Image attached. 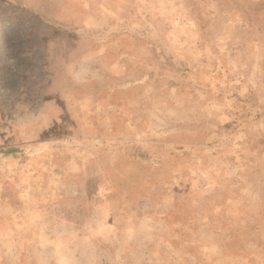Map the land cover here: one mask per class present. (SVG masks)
I'll use <instances>...</instances> for the list:
<instances>
[{"label": "rangeland", "instance_id": "obj_1", "mask_svg": "<svg viewBox=\"0 0 264 264\" xmlns=\"http://www.w3.org/2000/svg\"><path fill=\"white\" fill-rule=\"evenodd\" d=\"M0 264H264V0H0Z\"/></svg>", "mask_w": 264, "mask_h": 264}, {"label": "trees", "instance_id": "obj_2", "mask_svg": "<svg viewBox=\"0 0 264 264\" xmlns=\"http://www.w3.org/2000/svg\"><path fill=\"white\" fill-rule=\"evenodd\" d=\"M12 28V27H11ZM18 30V27H15V28H13V32L15 31H17ZM14 32V33H15ZM21 34H22V37L25 39V38H27V39H30V40H32V43H31V45L29 46V45H25V47H24V49H28V48H33V46L34 45H36L37 44V41L39 40V37L35 34V32H34V29L33 28H29V29H26V28H23V29H21ZM7 60H18V59H16V57H14L13 55L12 56H10V57H8V58H6ZM12 62H14V61H12ZM14 151H16V149L14 148V149H10V150H8L7 152H14Z\"/></svg>", "mask_w": 264, "mask_h": 264}]
</instances>
